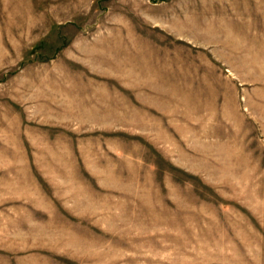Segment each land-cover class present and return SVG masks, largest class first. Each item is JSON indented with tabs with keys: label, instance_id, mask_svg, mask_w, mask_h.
<instances>
[{
	"label": "rangeland",
	"instance_id": "374dc122",
	"mask_svg": "<svg viewBox=\"0 0 264 264\" xmlns=\"http://www.w3.org/2000/svg\"><path fill=\"white\" fill-rule=\"evenodd\" d=\"M0 264H264V0H0Z\"/></svg>",
	"mask_w": 264,
	"mask_h": 264
}]
</instances>
